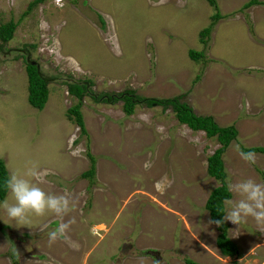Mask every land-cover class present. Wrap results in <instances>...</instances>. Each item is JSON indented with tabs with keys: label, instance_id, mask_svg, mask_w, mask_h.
Returning <instances> with one entry per match:
<instances>
[{
	"label": "rangeland",
	"instance_id": "374dc122",
	"mask_svg": "<svg viewBox=\"0 0 264 264\" xmlns=\"http://www.w3.org/2000/svg\"><path fill=\"white\" fill-rule=\"evenodd\" d=\"M0 0V23H16L0 40V158L8 175L32 163L48 170L40 186L68 190V235L49 242L61 219L49 213L23 225L0 203V264H264V232L248 218L225 221L238 246L221 254L205 201L219 181L207 173L216 137L181 124L170 107L144 102L127 115L122 100L100 95L133 90L145 98L178 96L198 115L234 125L222 153L226 182L264 183V154L255 164L235 145L264 146V0ZM216 8V9H215ZM218 10L221 17L213 21ZM202 42L200 31L211 25ZM202 37V38H201ZM200 51L194 60L189 50ZM25 60L48 78L39 110L28 101ZM89 80L86 134L68 109L67 90ZM94 156L95 173L88 170ZM83 194V195H81ZM231 194L230 199H238ZM5 199L14 203L8 192ZM4 199V200H5ZM3 200V201H4Z\"/></svg>",
	"mask_w": 264,
	"mask_h": 264
},
{
	"label": "trees",
	"instance_id": "16d2710c",
	"mask_svg": "<svg viewBox=\"0 0 264 264\" xmlns=\"http://www.w3.org/2000/svg\"><path fill=\"white\" fill-rule=\"evenodd\" d=\"M44 0H32L28 5L27 11H29L32 6L37 3L43 2ZM207 2L217 7L216 0H207ZM253 4H259V0H249L244 7H249ZM216 9V8H215ZM221 17L218 10L212 15L213 21ZM203 28L200 31V36H202V42L206 43L204 37L209 35L211 32L212 25ZM16 23L11 19L7 22L0 23V40L2 42H8L13 35ZM189 56L196 60L202 57L203 53L200 51L189 50ZM25 70L27 73L28 80V101L32 106L41 110L44 108L49 94V89L47 87L48 78L45 77L38 65L34 62H29L25 60ZM68 93L77 99V102L73 104L68 109V115L74 118V122L80 127V132L86 134V128L83 121V116L80 110L81 100L84 96L88 95L95 99H98L97 95H94L91 92V87L89 85V80L73 81L67 84ZM107 102H115L122 100L123 111L130 115L134 112V107L139 103H146L148 105H153L157 103L162 105L164 108L170 107L177 120L181 124L187 125L192 130H202L206 133L208 137H216L220 143V147L217 148L212 154L207 157V173L219 181V184L214 187L209 193L206 201L205 208L208 211L210 219L222 220L224 214V205L223 201L225 199H230L231 194L227 191V182H226V172L224 167V161L222 159V153L225 151L226 147L229 145L231 140L236 139L237 129L234 125L221 126L219 125L214 117L211 115H198L196 114L192 107L181 99L178 96L165 98V99H155V98H145L139 95H136L133 90L121 91L115 94H104L102 93L99 97ZM241 149L245 152H259L264 154V146H240ZM88 156L91 161V166L88 170L84 171L81 175L83 177L91 178L95 173V161L94 156L88 152ZM8 171L3 159L0 158V203L5 199L8 191L3 186V180L8 177ZM227 223L224 221L222 225L217 226L218 234L216 237V245L219 248L221 254L226 256H234L239 252L237 244L230 239L227 233ZM186 264H201L197 263L191 259H186ZM237 264V263H234Z\"/></svg>",
	"mask_w": 264,
	"mask_h": 264
},
{
	"label": "clouds",
	"instance_id": "9594fccd",
	"mask_svg": "<svg viewBox=\"0 0 264 264\" xmlns=\"http://www.w3.org/2000/svg\"><path fill=\"white\" fill-rule=\"evenodd\" d=\"M235 150L244 161L256 163L255 152H245L239 144L235 145ZM49 174L48 170L39 169L35 163H32L23 172H12L3 180V186L15 202L9 203L5 199L2 207L6 210L9 218L23 225L31 223L32 216L43 217L49 213L55 215L61 219V223L48 232L50 244L55 243L58 239H63L70 246L78 248V244L72 241L68 235L70 224L63 222V217L68 214L71 206L68 190L65 189L62 194H53L40 186L46 182L45 178ZM227 191L239 198L225 199L223 201V219L210 221V223L220 226L224 221H230L239 226L246 223L248 218H252L258 229L264 232V183H258L250 178L233 182L229 178Z\"/></svg>",
	"mask_w": 264,
	"mask_h": 264
}]
</instances>
